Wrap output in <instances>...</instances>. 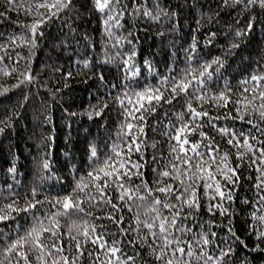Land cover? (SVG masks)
<instances>
[{"label":"trees","instance_id":"16d2710c","mask_svg":"<svg viewBox=\"0 0 264 264\" xmlns=\"http://www.w3.org/2000/svg\"><path fill=\"white\" fill-rule=\"evenodd\" d=\"M19 2L27 7L33 0H19ZM122 3L128 6L121 20L122 27H113L111 36L104 30L101 15L92 10V0H74V8L60 12L58 16L41 26L43 36L37 37L34 48L30 44L20 43L18 39V46L9 49L12 59L7 63L10 67H17V73L7 77L0 73V91L4 88L9 89L8 92L0 95V120L10 124L0 132V193L8 198L0 199V205L15 198L10 192L17 194L23 203V199L33 187H37V198L41 200L53 199L57 194L64 195L70 192L74 183L72 180L74 169H80L79 175L90 170L88 166L90 162H86L91 145L97 147L98 155L103 159L113 142H121L117 140V133L120 131L124 117L120 105L109 96V93L115 96L124 90L122 88L114 90L111 86L127 83L124 81L127 70L123 60L133 51L135 56L130 63L134 64V70H138V75L132 78L136 90L146 85H159L161 78L170 75L172 69H175L177 74H182V70L188 66L186 50L192 45L194 37L196 59L199 63L193 61V67L198 68L199 64L220 57L224 61V67L214 75L208 95L223 91L231 99L227 108L216 107L214 102L204 104V108L212 116H223L230 110L235 115L234 109L242 105H237L234 101L242 100L243 95H247L243 90L245 87H252L250 77L264 71V14H261L259 9L255 10L254 30L245 36L237 37L235 32L246 28L248 23L246 15L253 13H238L231 8L221 7V0H135V4L133 0H122ZM157 3L165 11L175 15L171 17L162 15L159 20H153L142 14V10L148 8L155 15ZM3 5L4 0H0V11H3ZM136 8H140L141 11L136 12ZM32 22L33 16L27 15L24 7L20 8L19 12L9 11L5 17L0 18V34H3L4 38L14 36L26 39L30 34L22 25ZM213 32L216 36L211 44H207L208 35ZM233 43H238L239 47L231 48ZM16 53L23 57L19 60L18 66L14 64L17 59ZM146 61L151 64V70L146 65ZM86 62L87 67H85ZM25 71L30 72L34 77L32 83L24 84L19 88L13 87L18 83L19 73ZM69 72H71L70 76ZM100 73L105 77L103 82L99 80ZM127 75L131 77V72H127ZM246 80L249 81L247 85L244 84ZM25 96L28 97L27 101L24 100ZM102 102L108 103L104 114L101 117L94 116L90 120L86 112ZM184 103V97H178L171 105L165 104L162 108H157L155 114L147 117L145 126L147 145L144 156L149 164L142 171L143 180L148 182L150 188L156 186L153 183L156 174L152 169L158 167L157 164L151 163V157L168 155L170 145L168 138L162 134L164 126L170 120L173 124L176 123L175 114L183 110ZM165 112L168 113L167 117ZM73 113L75 115H72ZM247 118H252L254 123H260L259 116ZM216 124L217 127H234L245 132L251 129L254 135L264 141V135L239 120L220 119ZM0 127L3 125L0 124ZM261 127H264V124H261ZM203 131L209 137H214L222 150L230 148L211 127L206 126ZM189 138L192 141L200 139L198 134ZM153 143H156V148L151 146ZM235 151L231 149L230 161L233 167L238 163L235 159ZM45 158L51 163L55 178L41 182V176L49 175L40 167ZM131 160L139 162V154L133 153ZM248 164L249 158L245 157L241 165L244 177L241 180L242 186H237L235 189L230 211L234 213L231 216L233 228L249 247L244 249L233 245L234 254L231 259L233 264H264V253L250 250L255 245L264 248V242L256 240L252 225L257 229L264 226L252 219V207L243 203L245 199L253 202L256 199L254 184L259 173L255 167H249ZM12 167L16 169L15 174L9 171ZM56 178H59V182ZM217 179L222 185L226 184L222 177L217 176ZM132 181L134 185L141 183V180L135 176L132 177ZM9 185L12 186L11 189ZM227 187L232 186L227 185ZM141 194L147 195L143 190ZM199 194L203 197V189H200ZM154 195L159 194L154 193ZM109 196L117 205L118 211L111 205L100 207L85 205L86 210L91 211L93 216L73 215L71 220H74L76 227L81 229L85 219L90 224L104 225L103 228L98 227L97 232H102L104 238L109 241L112 239L111 233H115L116 238L120 240L134 239L135 233H129L125 237L119 233L117 225L103 217L109 213L117 218L123 216L121 226L127 228L134 222L137 212L141 219L146 218L144 216L147 210L144 206L146 202L133 200L128 201L126 205L124 201L118 199L119 192L114 188L109 190ZM206 204L207 199L202 198L200 213L195 223L204 224L205 228H208L206 222H210L211 230L225 241L221 243L216 239V243L220 247H226L231 243L224 228L228 217H221L218 214L213 216L207 212ZM224 206L229 207V202H224ZM48 207L50 206L45 204L43 211L46 212ZM71 220H62L64 225L62 230L66 231ZM195 223H193V233L186 234L184 239L192 240L193 247L198 252L193 236L200 229L195 227ZM64 242L72 243L66 236ZM84 249L85 255L81 258L80 264H92L88 252L100 255V259L104 260L102 253L91 243L84 245ZM124 250L129 254L133 252L132 246L127 244L124 245ZM140 252L143 253L144 258L137 257V264H145V259L150 257L144 248H141ZM0 259H3L2 253ZM192 264H196L195 259Z\"/></svg>","mask_w":264,"mask_h":264},{"label":"snow or ice","instance_id":"6c2138e0","mask_svg":"<svg viewBox=\"0 0 264 264\" xmlns=\"http://www.w3.org/2000/svg\"><path fill=\"white\" fill-rule=\"evenodd\" d=\"M133 3L135 4V0ZM74 6V0H33L27 7L19 0H4L0 18L5 17L9 11L19 12L20 8L24 7L25 13L33 16V22L22 25L30 34L26 39L14 36L4 38L3 34H0V73L5 77L17 73V67H10L7 61L12 59L9 49L18 46V39L20 43L30 44L34 48L37 37L43 36L41 26L58 16L60 12ZM127 7L122 0H92V10L101 15L104 30L110 36L113 27H122L121 20ZM221 7L231 8L238 13H253L246 15L248 21L246 28L243 31L237 30L235 32L237 37L245 36L254 30L256 9L264 14V0H221ZM155 8V15L148 8H144L142 14L153 20H159L162 15L169 17L175 15L165 11L158 3ZM41 9L44 11L41 12ZM135 11L140 12L141 9L136 8ZM215 36V32L209 33L206 43L211 44ZM237 47H239L238 43L231 45V48ZM134 56L135 51L123 60L127 70L124 81L127 83L122 82L119 86L115 84L111 86L114 90L118 88L124 90L115 96L109 93V96L120 105L124 117L120 131L117 133V140L121 142H113L103 159H100L97 147L91 145L86 162H90L88 163L90 170L79 175L80 169H74L72 174L74 183L71 191L64 195L57 194L53 199L41 200L37 198V187H33L21 203V198L10 192V195L15 198L0 205V225L3 226L0 227V253L3 254L0 264H80L81 258L85 255L84 245L87 243L96 246L97 251L104 256V260H101L100 255L88 252L87 255L92 260V264L97 262L99 264H137V257L144 258L143 253L140 252L141 248H144L150 257L145 259V264H192L193 259L196 264H233L231 259L234 254L233 245L244 249L249 247L233 228L231 216L234 213L230 211L235 189L237 186H242L241 180L244 177L241 165L245 157L249 158L248 166L255 167L259 175L256 176L254 184L255 201L245 199L243 203L252 207V219L264 226V141L254 135L251 129L245 132L234 127H217L216 124V121L220 119L239 120L251 125L252 129L264 135V127H261V124H264V71L253 74L250 77L252 87H245L243 90L247 95H243L242 100L234 101L235 104L242 105L234 109L235 115L230 110L223 116H212L204 108V104L214 102L216 107L227 108L228 101L231 99L223 91L208 95L210 82L224 67V61L220 57H215L211 61L199 64L198 68L193 67V61L199 63L196 59L195 37L192 45L186 50L188 66L182 70V74H177L176 70L172 69L171 74L162 77L157 86L146 85L136 90L132 78L138 75V70H134V64L130 63ZM16 57L14 64L18 66L19 60L23 57H20L19 53H16ZM145 63L151 70V64L147 61ZM87 66L86 62L85 67ZM127 72H131V77L127 75ZM68 75L70 76L71 72ZM98 77L102 82L105 80L102 73L98 74ZM33 79L30 72H21L18 83L13 87L19 88L24 84H31ZM248 83V80L244 81L245 85ZM8 91L9 89L4 88L0 91V95ZM181 96L185 100L183 110L175 114L176 123L173 124L170 120L164 126L162 133L168 138L170 145L168 155L165 157L161 154L159 158L156 155L151 157V163L157 164L158 167L152 169L156 174V179L153 181L156 186L150 188L148 182L143 180L144 172L142 171L149 164L144 156L147 145L145 139L147 117L155 114L157 108H162L165 104L171 105ZM27 99L28 97L25 96L24 100L27 101ZM107 107L108 103L102 102L99 106H92L86 114L90 120L94 116L101 117ZM165 116H168L167 112ZM254 116H259L260 123H254L252 118L246 119V117ZM0 124L3 125L0 127V132L10 126L3 120H0ZM206 126L214 129L230 148L222 150L215 138L209 137L203 131ZM194 134L199 135L198 141L190 140L189 137ZM151 146L156 148V143ZM231 149L236 150L235 159L238 163L235 167L230 161ZM133 153L139 154V162L131 160ZM40 167L45 173H49L48 176L40 177L41 182L55 178L47 158L42 161ZM9 171L16 173L15 167L10 168ZM133 176L139 178L141 183L134 185ZM217 176L222 177L226 184L222 185ZM56 179L59 182V178ZM227 185L232 187L228 188ZM11 188L12 186L9 185V189ZM113 188L119 192L118 199L124 201L126 205L128 201L133 200L146 202L144 204L147 209L144 213L146 218L141 219L137 212L134 222L127 228L121 226L123 216L117 218L109 213L103 217L117 225L119 233L125 237L129 233H135L134 239L120 240L116 238L115 233H111L112 239L109 241L104 238L102 232H97V228H103L104 225L90 224L85 219L81 229L76 227L74 220H71L73 215L93 216L91 211L86 210L85 205L91 207L111 205L118 211L117 205L109 196V190ZM200 189H203V197L199 194ZM142 190L147 195H142ZM202 198L207 199L208 213L213 216L218 214L221 217H228L224 228L228 234L227 239L231 243H228L226 247H220L216 243V239H219L221 243L225 241L211 230L210 222H206L208 228H205L204 224L195 223L200 213ZM0 199L8 198L0 193ZM224 202H229V207H225ZM45 204L50 206L46 212L43 211ZM131 210L129 205V211ZM22 213L25 215L22 216ZM95 219H101V217H95ZM62 220H71L66 231L62 230L64 228ZM193 223L200 229L193 236L198 252L194 249L192 240L184 239L186 234L193 233ZM252 231L256 240L264 242V227L257 229L255 225H252ZM65 236L72 243H65ZM125 244L132 246L131 254L125 252ZM209 248L212 250H206ZM250 250L264 253V248L259 245L253 246Z\"/></svg>","mask_w":264,"mask_h":264}]
</instances>
